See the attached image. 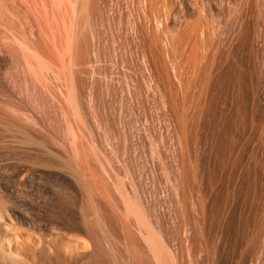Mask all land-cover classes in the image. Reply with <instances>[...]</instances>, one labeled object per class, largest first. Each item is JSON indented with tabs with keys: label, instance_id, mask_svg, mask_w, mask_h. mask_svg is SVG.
Instances as JSON below:
<instances>
[{
	"label": "rangeland",
	"instance_id": "1",
	"mask_svg": "<svg viewBox=\"0 0 264 264\" xmlns=\"http://www.w3.org/2000/svg\"><path fill=\"white\" fill-rule=\"evenodd\" d=\"M0 139L82 176L65 264H264V0H0Z\"/></svg>",
	"mask_w": 264,
	"mask_h": 264
},
{
	"label": "bare ground",
	"instance_id": "2",
	"mask_svg": "<svg viewBox=\"0 0 264 264\" xmlns=\"http://www.w3.org/2000/svg\"><path fill=\"white\" fill-rule=\"evenodd\" d=\"M17 147L0 139V264H65V247L78 252L90 243L80 221L65 223V187L79 195L83 178L75 172L76 183L65 186V163L51 171L49 160L16 155ZM65 229L83 235L65 241Z\"/></svg>",
	"mask_w": 264,
	"mask_h": 264
}]
</instances>
